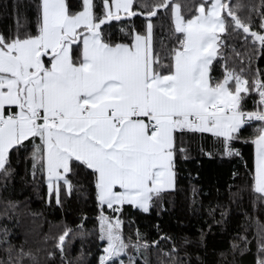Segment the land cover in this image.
<instances>
[{
  "label": "snow or ice",
  "instance_id": "obj_1",
  "mask_svg": "<svg viewBox=\"0 0 264 264\" xmlns=\"http://www.w3.org/2000/svg\"><path fill=\"white\" fill-rule=\"evenodd\" d=\"M5 9L16 23L0 31V188L22 167L48 206L88 192L98 213L94 229L82 215L51 237L49 264H89L92 237L95 264H192L187 246L203 244V229L177 237L157 221L154 236L137 228L134 238L123 229L128 208L167 210L179 167L205 134L222 157L243 161L237 145L252 149L228 185L230 203L252 195L231 251H250L254 229L264 264V222L254 215L264 210V0H35L31 19L19 0ZM15 206L5 201L3 215ZM217 207L220 220L209 214L220 224L227 209ZM0 264L39 261L4 227Z\"/></svg>",
  "mask_w": 264,
  "mask_h": 264
},
{
  "label": "trees",
  "instance_id": "obj_2",
  "mask_svg": "<svg viewBox=\"0 0 264 264\" xmlns=\"http://www.w3.org/2000/svg\"><path fill=\"white\" fill-rule=\"evenodd\" d=\"M7 0H0V4ZM22 15L31 19L35 15V0H19ZM15 17L8 11H0V31L11 26L15 27ZM250 103V102H249ZM201 147L204 151L201 152ZM240 148L243 161L238 158L222 157L216 151L213 141L207 138H198L189 149V158L184 160L179 167V175L176 190L165 197L166 211L160 217L156 216L155 210L151 215H145L126 209L124 235H133L137 228L149 237L155 235L153 224L159 221L163 232L173 236L187 235L196 237L201 229L206 233L203 244H190L188 251L191 252L192 264H256L257 246L252 233L254 229L248 230L251 241L250 251L237 254L235 257L231 251L235 242L236 233L241 231V224L245 223L242 215L244 210L251 211L252 195L244 192L241 200L230 203L228 185L234 183L232 174L243 170V163H251L252 149L249 146L237 145ZM211 153L206 155L204 153ZM15 167V165H14ZM22 167L20 175L12 181L7 190L0 188V228L7 227L11 242L25 250H31L37 257L39 264H49L46 252L52 247L51 237L62 230L65 224L73 226L80 222L82 215L89 217L86 228H95V216L98 214L94 200L88 192L82 194L73 193L67 199L63 208L55 204L48 206L44 199V188H37L31 183H25ZM241 181H235L239 184ZM197 190L198 204L191 205L190 198L192 189ZM235 191V189H233ZM11 200L15 203L14 209L8 210V217L3 215L5 201ZM227 209V214L220 224L213 223L210 209H214V217L220 220V207ZM258 210L254 215L264 222V210ZM131 223V227H129ZM211 223V230L208 224ZM48 237L46 240L45 237ZM98 244L95 238L85 242L84 249L91 255L86 257L89 264H95L98 257ZM80 251L79 238L74 242L71 255L75 256ZM155 259V252L150 253ZM197 256L199 260H197ZM58 260V258H57Z\"/></svg>",
  "mask_w": 264,
  "mask_h": 264
}]
</instances>
